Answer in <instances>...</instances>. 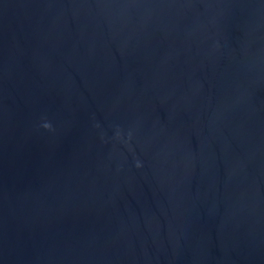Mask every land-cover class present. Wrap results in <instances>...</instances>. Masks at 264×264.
<instances>
[{
  "label": "water",
  "instance_id": "95a60500",
  "mask_svg": "<svg viewBox=\"0 0 264 264\" xmlns=\"http://www.w3.org/2000/svg\"><path fill=\"white\" fill-rule=\"evenodd\" d=\"M0 264H264V0H0Z\"/></svg>",
  "mask_w": 264,
  "mask_h": 264
},
{
  "label": "clouds",
  "instance_id": "9594fccd",
  "mask_svg": "<svg viewBox=\"0 0 264 264\" xmlns=\"http://www.w3.org/2000/svg\"><path fill=\"white\" fill-rule=\"evenodd\" d=\"M44 126H45L46 128H49V129L51 128V125H50V124H45Z\"/></svg>",
  "mask_w": 264,
  "mask_h": 264
}]
</instances>
